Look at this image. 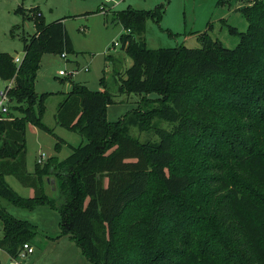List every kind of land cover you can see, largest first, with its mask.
<instances>
[{
	"label": "trees",
	"instance_id": "16d2710c",
	"mask_svg": "<svg viewBox=\"0 0 264 264\" xmlns=\"http://www.w3.org/2000/svg\"><path fill=\"white\" fill-rule=\"evenodd\" d=\"M236 1L249 6L238 8L246 30L230 27L239 38L233 48L206 33L199 34L197 48H149L135 37L146 19H158V8L115 12L126 30L120 47L132 59L124 71L129 91L157 95L149 97L157 103L152 112L138 118L140 128L155 117L173 127H155L158 140L141 141L107 119L110 93L76 82L54 117L82 142L70 146L66 157L50 156L28 172L26 124L52 132L42 121L46 93L34 87L41 57L73 51L64 18L36 21L19 63L0 52V80L6 86L11 81L7 111L0 113V198L57 210L62 232L92 264H264V2ZM178 136L210 140L208 162L175 170ZM6 175L34 196H20ZM50 175L55 196L43 190ZM153 180L159 189L152 207L140 212L133 206L149 196ZM131 208L139 218L129 215L120 236L117 220ZM0 224V248L11 259L37 234L4 209Z\"/></svg>",
	"mask_w": 264,
	"mask_h": 264
},
{
	"label": "rangeland",
	"instance_id": "374dc122",
	"mask_svg": "<svg viewBox=\"0 0 264 264\" xmlns=\"http://www.w3.org/2000/svg\"><path fill=\"white\" fill-rule=\"evenodd\" d=\"M127 6L143 10L158 8V19H146L143 33L135 37L137 40L144 39L149 48L180 45L197 48L201 46L198 39L201 33L218 39L227 48H233L239 38L230 31V27L239 32L246 30L247 21L238 8L249 5L237 3L236 0H0V52L11 55L13 59H22L24 44L34 33L36 21L48 23L58 18H64L73 48V51L65 52L64 58L60 53H45L41 57L34 87L38 93H46L42 121L52 132L41 130L31 123L26 124L27 171H33L38 159L42 164L50 156L65 157L70 153V146L82 142L79 133L61 127L54 117L58 103L76 82L86 84L93 91L105 89L110 93L112 103L107 106V119L121 122L126 132L141 141H157L155 127H173L172 123L157 117L151 122L144 119L141 128L139 126L138 118H142L145 112H152L157 105L149 97L157 95L132 93L125 81L124 71L131 65L132 59L120 47V36L126 30L115 20V12ZM60 69H77V72L73 77L61 76L58 74ZM5 84L0 80V90ZM56 136L61 142L59 152L54 150ZM211 146L210 140L202 139L199 143L182 136L176 137L174 169L184 170L206 164L208 159L205 154ZM5 180L20 196H34V190L21 184L13 175H6ZM158 189V183L153 180L149 196L133 207L141 208L140 212L145 210L143 207L151 208ZM43 190L47 195H56L46 182ZM144 203L146 205H142ZM0 209L27 221L37 230L31 241L34 252L17 258L16 264H92L69 235L62 232L61 216L57 210L48 205L24 208L4 198H0ZM129 215L139 218L132 208L121 215L117 220L120 236L124 234L121 228L128 222ZM3 238L0 224V241ZM0 264H13L2 248Z\"/></svg>",
	"mask_w": 264,
	"mask_h": 264
},
{
	"label": "built area",
	"instance_id": "2783aa9c",
	"mask_svg": "<svg viewBox=\"0 0 264 264\" xmlns=\"http://www.w3.org/2000/svg\"><path fill=\"white\" fill-rule=\"evenodd\" d=\"M61 56L64 58V57H66V54L65 53H61ZM20 60L21 59L19 57H16L14 59V61L16 63H19ZM84 69H87V67H84ZM76 72H77V69H74V70H71V71L61 70L60 69L58 74L61 75V76L73 77L76 74ZM10 86H11V81L8 83V86L5 85L0 90V113H5L7 111V104H8V101H9V97L7 95V91H8ZM41 158H44V157L42 156ZM38 160H39L38 162H41L40 159H38ZM32 252H33V247L31 246V244H29L28 242L27 243H23L22 248H21L18 256L15 257V258H12L13 264H16L18 262L17 258L25 257L28 254H31Z\"/></svg>",
	"mask_w": 264,
	"mask_h": 264
},
{
	"label": "water",
	"instance_id": "95a60500",
	"mask_svg": "<svg viewBox=\"0 0 264 264\" xmlns=\"http://www.w3.org/2000/svg\"><path fill=\"white\" fill-rule=\"evenodd\" d=\"M48 178H46V180H47ZM50 190L52 191V192H55V181H54V179L53 178H50Z\"/></svg>",
	"mask_w": 264,
	"mask_h": 264
},
{
	"label": "crops",
	"instance_id": "0c3cea01",
	"mask_svg": "<svg viewBox=\"0 0 264 264\" xmlns=\"http://www.w3.org/2000/svg\"><path fill=\"white\" fill-rule=\"evenodd\" d=\"M70 152H71V148H70ZM69 154H70V153H69ZM69 154H68V155H69ZM55 156H56V155H55ZM66 156H67V155H66ZM66 156H65V157H66ZM57 157H58V156H57ZM58 158H64V157H58ZM28 172H30V171H28ZM47 178H48V179H47L46 181H47V183H48V185H49V187H50V183H51V182H50V178H53L54 181H55V178L52 177V176H51V177H47ZM31 246H32V244H31ZM32 247H33V246H32ZM33 252H34V248H33ZM33 252H32V253H33Z\"/></svg>",
	"mask_w": 264,
	"mask_h": 264
}]
</instances>
